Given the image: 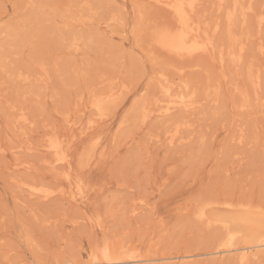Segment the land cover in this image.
Masks as SVG:
<instances>
[{
	"label": "rangeland",
	"instance_id": "1",
	"mask_svg": "<svg viewBox=\"0 0 264 264\" xmlns=\"http://www.w3.org/2000/svg\"><path fill=\"white\" fill-rule=\"evenodd\" d=\"M236 2L230 19L235 0H197L211 52L181 57L153 39L178 25L155 0H0V264H240L213 252L241 236L199 212L214 202L229 219L228 201L264 213V0ZM98 93L113 94L104 117ZM169 93L189 106L161 114ZM53 134L70 164L46 146Z\"/></svg>",
	"mask_w": 264,
	"mask_h": 264
},
{
	"label": "bare ground",
	"instance_id": "2",
	"mask_svg": "<svg viewBox=\"0 0 264 264\" xmlns=\"http://www.w3.org/2000/svg\"><path fill=\"white\" fill-rule=\"evenodd\" d=\"M155 1L157 3H161L164 6L170 8L172 10V12L175 14V16L177 18V23H178V25H176L175 28L169 27V26H163V27L157 28L153 32V39L158 45H160L161 47H163V48L167 49L168 51L173 52L174 54L181 56V57L194 56V55L201 53V52H207L208 50L210 51V48H211L210 45L212 44V42L206 41V40H205L206 41L205 42V41H202L199 39V36L197 34L198 31H197L196 27L193 25L192 19L190 17V12H192V10L195 8V6L197 4L196 3L197 0H187V1L186 0H155ZM221 2H222V0H221ZM233 4H234V6H233L234 8L232 9V11L231 12L229 11L230 13L227 12L229 14V15H227V17H229L230 19H232L231 16H232V14H235V12L237 11V7H238V2H236V0H235V3H233ZM240 13H241V15L244 16V14L246 13V11H244V7ZM263 20H264V16L260 17L259 23H262ZM194 24H196V23L194 22ZM207 26H209V25H207ZM210 27H211V25H210ZM199 33H202V32L200 31ZM208 38H210V37H208ZM80 45H81V43H80L79 36L74 34L72 36V39H71L69 46L74 47L75 49H78ZM241 50H243V47H241L239 49L238 53L237 52L235 53L234 51L229 52V55L230 54L232 55V60L235 62V65L242 58L243 54H242ZM224 52H226V51H224ZM224 58H226V57H224ZM228 59H229V57H228ZM221 60H223L222 56H221ZM44 65L45 64L40 65L42 67V69H45ZM23 73L19 72L17 74V77L20 79L26 80L28 78V76H25ZM249 74H251V73H249ZM246 77H247V75H246ZM249 77H252V76H249ZM260 78H261L260 75H257L255 77V79H253V83L255 84V87L260 84ZM263 82H264V80H263ZM107 91H108V89H107ZM103 93H105V92H103ZM103 93L102 94L98 93L97 95L95 94V97L92 95V97H94V99L92 98L93 101L91 102L95 111L98 112V115H100L101 117H104L108 114L109 103L111 101H113V94L104 95ZM218 93L219 92L217 91L216 94L218 95ZM168 95L171 98L169 100H167L166 103L159 106L160 107L159 112L161 114H170V113H172V111H174L178 107H181V106L188 107L189 106L188 104H186V102L183 98H173V95L170 93ZM244 97H246V96H244ZM244 104L245 103H243V105ZM11 107L13 108L12 105H11ZM139 109H144L143 111H141V112H143L144 116L148 115L145 112V109H146L145 106H143V108H139ZM188 112H190V111H188ZM14 113L17 114L18 112L15 111ZM246 113H247V111H246ZM16 121L19 123H26V124L30 123L28 121V118H27L25 112L18 113ZM170 125H172V124H170ZM120 130H122V129H120ZM176 135H177V132L171 135V138H170L171 142H173V140L176 139L175 138ZM64 143H65L64 140H62L59 135L53 134L52 136L48 137L46 146L48 147L50 152L56 156V160L61 161L64 164H70L69 154L65 148ZM176 144H177V141H176ZM30 190L34 194H42L43 196L49 195V192L46 190H43L42 188H40V186L38 187L35 185H31ZM206 202L207 201H205V203H202L200 205L199 212L204 216V218L207 220V222L226 223L230 226L231 230L234 233H238L242 239V241L236 246L228 247V248H225V249L220 250V251H215V252L212 251L213 253H216V254L217 253H219V254L230 253L231 254V252H234L236 260H238V262L240 264H250L247 262H249L251 256H253V259H254L255 255L264 257V213H262L258 209L251 208V207L246 206V205L227 203L228 202L227 201L222 206H226L228 208H236L239 210H238V212H232L233 215L229 219L228 218L225 219V218H222L220 216L218 217V216L212 214V210L214 208H216L218 205H214V202L213 203H210V202L206 203ZM219 206H221V205H219ZM235 224H237V225H235ZM212 252H210V253H212ZM119 253H120V251H119ZM188 254L187 255H181L179 258H185V260H186V257H192V255H193V254H189V255ZM152 255H154V254H152ZM208 255H209V253H208ZM171 258H172V256H171ZM171 258L170 257H148V258H144L142 260L141 259H134L133 260V259H129L128 257H124L123 254H120L119 258H114V259L112 258L113 259L112 264H138L140 262H148L149 264H156V261H160V260L165 261V260H169V259L171 260ZM175 258H178V257H175ZM181 262H184V261H181ZM250 262H252V261H250ZM148 263H146V264H148ZM80 264H95V263L85 262V263H80Z\"/></svg>",
	"mask_w": 264,
	"mask_h": 264
},
{
	"label": "snow or ice",
	"instance_id": "3",
	"mask_svg": "<svg viewBox=\"0 0 264 264\" xmlns=\"http://www.w3.org/2000/svg\"><path fill=\"white\" fill-rule=\"evenodd\" d=\"M182 7V6H181ZM105 258H107V251H105Z\"/></svg>",
	"mask_w": 264,
	"mask_h": 264
}]
</instances>
